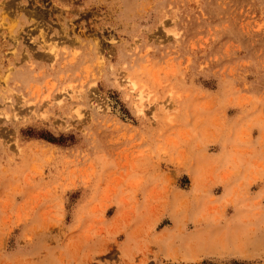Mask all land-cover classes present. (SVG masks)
<instances>
[{
  "label": "rangeland",
  "instance_id": "1",
  "mask_svg": "<svg viewBox=\"0 0 264 264\" xmlns=\"http://www.w3.org/2000/svg\"><path fill=\"white\" fill-rule=\"evenodd\" d=\"M0 264H264V0H0Z\"/></svg>",
  "mask_w": 264,
  "mask_h": 264
},
{
  "label": "bare ground",
  "instance_id": "2",
  "mask_svg": "<svg viewBox=\"0 0 264 264\" xmlns=\"http://www.w3.org/2000/svg\"><path fill=\"white\" fill-rule=\"evenodd\" d=\"M125 82H126L128 92L130 94H132L133 104H134L135 108L137 109V112L140 113L142 111L141 105L139 104L140 99H141L140 93L137 91L135 83H133L131 80L126 79ZM64 95H67L68 97L72 96L68 93V91H64Z\"/></svg>",
  "mask_w": 264,
  "mask_h": 264
},
{
  "label": "trees",
  "instance_id": "3",
  "mask_svg": "<svg viewBox=\"0 0 264 264\" xmlns=\"http://www.w3.org/2000/svg\"><path fill=\"white\" fill-rule=\"evenodd\" d=\"M45 140L51 142V143H56V144H60L59 142H61L60 140L59 141H56L55 139H53L52 137H48V138H44Z\"/></svg>",
  "mask_w": 264,
  "mask_h": 264
}]
</instances>
